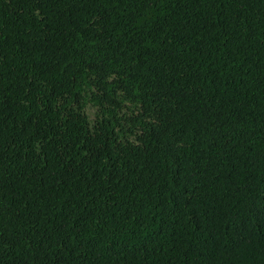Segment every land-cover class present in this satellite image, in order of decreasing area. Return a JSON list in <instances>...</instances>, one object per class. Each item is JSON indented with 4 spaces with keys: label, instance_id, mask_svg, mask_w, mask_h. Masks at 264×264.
<instances>
[{
    "label": "trees",
    "instance_id": "1",
    "mask_svg": "<svg viewBox=\"0 0 264 264\" xmlns=\"http://www.w3.org/2000/svg\"><path fill=\"white\" fill-rule=\"evenodd\" d=\"M0 264H264V0H0Z\"/></svg>",
    "mask_w": 264,
    "mask_h": 264
}]
</instances>
